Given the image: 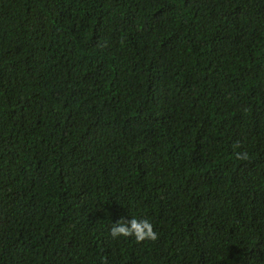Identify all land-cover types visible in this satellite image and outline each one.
<instances>
[{"label":"trees","instance_id":"16d2710c","mask_svg":"<svg viewBox=\"0 0 264 264\" xmlns=\"http://www.w3.org/2000/svg\"><path fill=\"white\" fill-rule=\"evenodd\" d=\"M0 264H264V0H0Z\"/></svg>","mask_w":264,"mask_h":264},{"label":"clouds","instance_id":"9594fccd","mask_svg":"<svg viewBox=\"0 0 264 264\" xmlns=\"http://www.w3.org/2000/svg\"><path fill=\"white\" fill-rule=\"evenodd\" d=\"M110 235L116 239L120 237H134L136 241L156 240L157 232L148 219L120 218L112 223Z\"/></svg>","mask_w":264,"mask_h":264}]
</instances>
